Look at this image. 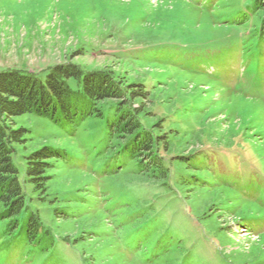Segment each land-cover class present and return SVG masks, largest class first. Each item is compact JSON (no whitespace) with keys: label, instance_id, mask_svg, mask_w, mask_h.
<instances>
[{"label":"rangeland","instance_id":"374dc122","mask_svg":"<svg viewBox=\"0 0 264 264\" xmlns=\"http://www.w3.org/2000/svg\"><path fill=\"white\" fill-rule=\"evenodd\" d=\"M249 3L0 0V70L44 79L73 62L167 89L180 132L197 139L199 176L187 196L180 181L147 176L152 167L140 173L143 163L112 146L107 116L78 127L18 116L31 147L62 155L44 204L25 182V152L15 155L44 231L29 234L25 221L0 216V264H264V28ZM200 190L219 194L208 199L219 222L202 212Z\"/></svg>","mask_w":264,"mask_h":264},{"label":"trees","instance_id":"16d2710c","mask_svg":"<svg viewBox=\"0 0 264 264\" xmlns=\"http://www.w3.org/2000/svg\"><path fill=\"white\" fill-rule=\"evenodd\" d=\"M249 5L253 16L262 14L257 16L262 30L264 0H250ZM72 79L82 83V88L74 89ZM159 93L142 82H128L112 68L87 71L73 62L56 65L44 79L20 69L0 70V216L25 221L29 234L44 231L39 209L32 207L33 198L26 193L14 158L19 150L25 152V182L34 184L37 198L44 204L62 149L47 144L31 147L29 129L16 122L25 113L49 116L75 127L84 117L107 116L112 128L109 137L118 141L112 146L143 163L140 173L152 167L154 174L147 176L162 179L164 185L180 181L187 196L195 195L197 139L184 138L180 132L176 117L182 113L173 95L167 89ZM164 152L172 154L168 160ZM189 170L195 172L189 174ZM216 192L196 193L202 212L214 223L223 217L220 209L209 203L219 196ZM218 229L231 232L221 225Z\"/></svg>","mask_w":264,"mask_h":264}]
</instances>
